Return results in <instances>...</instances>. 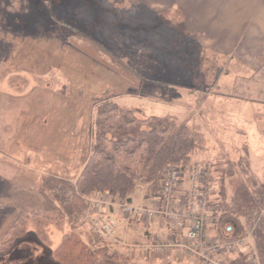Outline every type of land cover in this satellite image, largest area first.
<instances>
[{
	"label": "rangeland",
	"instance_id": "1",
	"mask_svg": "<svg viewBox=\"0 0 264 264\" xmlns=\"http://www.w3.org/2000/svg\"><path fill=\"white\" fill-rule=\"evenodd\" d=\"M177 8L171 0H0V86L15 74L28 85L23 97L0 99V264H53L50 255L57 254L54 251L69 233L78 234L90 248L115 247L122 256L120 264H174L152 262L140 249L169 233L160 216L122 227L115 210L109 216L115 224L110 238L88 239L80 232V216L87 218L82 228L92 235L105 215L93 220L89 208L79 212L72 198L78 176L75 170L73 175L60 171L72 166L79 133L80 160L87 156L96 136V110L103 103L186 125L199 104L197 98L219 87V76L226 75L225 83L232 86L235 73H252L261 85L264 48L256 52L243 42L254 36L264 40V0L248 6L232 1L219 25L214 21L217 13L196 17ZM219 38L236 42L235 48ZM254 55L263 58L251 64ZM46 109L53 122L66 123L64 135L60 128L47 130L36 124ZM79 117L81 130L70 128ZM200 126L189 124L192 131L208 136ZM61 139L65 154L60 159L54 154L59 153ZM199 156L192 161L201 164ZM21 164L40 169L46 164L50 177L37 176ZM243 169L247 186L226 193L224 202L234 203L239 196L237 203L243 207L235 213L239 225L233 236L251 233L264 264V154ZM143 193L139 183L126 204L143 208ZM97 260L103 263L106 258Z\"/></svg>",
	"mask_w": 264,
	"mask_h": 264
},
{
	"label": "crops",
	"instance_id": "2",
	"mask_svg": "<svg viewBox=\"0 0 264 264\" xmlns=\"http://www.w3.org/2000/svg\"><path fill=\"white\" fill-rule=\"evenodd\" d=\"M232 1H239L240 4L248 6V3H251L254 0H171V3H173V5L176 4V6L179 9L185 11V14L188 16L212 17L215 15V13H217L218 17L214 21L219 25L225 14H222V11ZM256 1L257 0H255V2ZM208 24L210 25V23ZM218 28H216L214 32H217V34L222 36L220 30H217ZM256 28L259 29L260 25L258 24ZM261 28H263V26ZM262 32H264V29H262ZM219 40L223 42L226 47L235 48L236 42H228L222 38H219ZM243 44L244 47H246V45H253V48L256 49V52H258L259 49L261 51L262 48H264V40L260 36H254L253 41L246 40L243 42ZM242 58L243 57H241V59ZM262 58V55H254L251 64L253 62H258V60ZM234 76L235 78L233 77V79L235 81L232 83V86H228L225 83V80L228 79L226 75L219 76V87L214 91H205L203 97H198L197 100H199V104L195 106L194 111L191 112V115H188L189 117L186 120V126L188 128L190 123L200 122V127L207 129L208 132V136H206L199 131L193 130V132L199 133L201 135L202 142L201 146L194 151L191 157L194 159V155L200 153L198 159L202 163L198 164L191 160V165L207 167L211 171H208L207 178L200 185V189H202V192L204 191L208 194L209 199L207 206L200 210V212L203 213L206 218L205 229L209 241L234 239L233 232L237 228V225H239L238 220L235 219L234 216L236 215L235 213L238 214L242 210L243 206H240L241 203H237L239 196L236 198L234 197V203H226V201L224 202V200L227 199L226 193L227 195L232 191L237 193L241 191L242 186H247L242 177L244 165L250 164L252 160L260 159L261 154H264V79L262 80V83H260L261 85H257V80L253 77L252 73L249 75L241 74V76L235 73ZM259 79L262 78L260 77ZM24 81L27 83V80H25V78L19 74H15V76L8 78L7 84H3L2 81L0 86V92L2 93H0V99L7 98V95H18L20 97L26 95L27 93L25 92L26 90L28 91V89H26L28 88V85L25 84ZM33 89L35 88L32 86L31 90ZM36 91H38V89ZM188 110L190 111V109ZM32 112L35 113V111ZM34 116L35 114H33V117ZM50 116L51 114L49 109H46L45 113L41 114L42 119H39V121L35 122L36 124L39 123V126H42L47 130L51 127L60 128L62 130V134L64 135L66 132L65 129L67 128L66 123L59 121L53 122L50 119ZM73 127H78L79 130H81L82 125L80 117L70 128ZM73 135L75 138V131ZM78 137V147L75 146L77 143L74 142V148H72L73 154L70 158V160H74L76 164L74 161H71L72 166L67 165V167H62L65 169L60 171V174L73 175L72 173L75 170V176H79L86 160L90 156L91 148L89 149L83 162L80 160L81 157L79 155L81 154L82 139L80 133L78 134ZM74 140L76 141V139ZM58 144L59 153L54 155L61 159V155L65 154L63 149L65 143L61 139ZM91 145L92 144L90 141V147ZM28 154L29 155H27L25 158L26 160L30 156V153ZM46 154H48V157L51 155V152H49L48 148H46ZM77 158H79V160H77ZM17 159L18 158L15 160ZM22 166L26 168L25 165ZM26 170L37 173V176L39 174L50 177L51 173L49 166L46 164L41 169L38 167H27ZM188 188L189 173H186L183 177H181V181L174 190V197L177 198V201L175 200L170 204L172 208H178L179 199L186 197ZM215 193L219 195L216 196ZM142 196L146 202V206H144L145 208L159 204L157 199L154 197L145 199L144 193ZM215 198L220 199L217 201L219 203L213 201ZM160 204L162 207L164 206L163 203L160 202ZM119 205L120 204L117 202L112 203L109 207L102 211V215H105L106 217L112 216L115 210L120 214L118 209ZM120 216L118 217L117 224L121 225L122 227L131 226L132 224H140L142 222L146 223L147 221V219H140L139 217H134L132 215L124 216L120 214ZM80 217H82L79 219L80 232L88 239H93L94 237L90 234V232H87L86 230L84 231V228H82L87 218L85 216ZM160 217L164 218L166 224L165 226L167 227L169 233L165 237L161 238L160 240H156L153 243L178 242L184 244L186 228L173 231L171 224H169V220L163 216ZM262 225H264V223H262ZM246 245L247 249H235L232 253L225 254L224 257L233 262V264H236L238 258L246 256L248 253H251V251H255L257 253L255 249L256 239L253 237V235L248 238ZM140 249L148 254L146 256H148V259H150L152 262L201 264V262L196 257L186 253L184 249L177 247L164 252L145 251V249L142 247ZM119 254L121 255V253Z\"/></svg>",
	"mask_w": 264,
	"mask_h": 264
},
{
	"label": "trees",
	"instance_id": "3",
	"mask_svg": "<svg viewBox=\"0 0 264 264\" xmlns=\"http://www.w3.org/2000/svg\"><path fill=\"white\" fill-rule=\"evenodd\" d=\"M95 130L90 156L72 194L79 212L87 209L86 199L101 195L124 204L139 183L144 186L145 199L154 197L165 170H188L202 140L184 124L158 116L141 117L137 110L121 109L110 102L97 108ZM55 252L49 258L53 264H120L122 259L113 247L90 248L75 233L65 234ZM98 257L106 260L102 263ZM236 264H245V256Z\"/></svg>",
	"mask_w": 264,
	"mask_h": 264
},
{
	"label": "built area",
	"instance_id": "4",
	"mask_svg": "<svg viewBox=\"0 0 264 264\" xmlns=\"http://www.w3.org/2000/svg\"><path fill=\"white\" fill-rule=\"evenodd\" d=\"M179 170L174 167L167 169L165 178L161 187V199L164 207L158 205L151 209H131L127 206L122 208V212L126 214L134 213L142 218H154L157 215H164L170 218L174 227H186L185 243H154L148 249L156 252H164L174 247L184 249L188 254L196 257L202 264H231L222 258V254L231 253L235 247L243 246V241L219 242L209 241L205 232L206 218L200 212L205 206L204 195L200 193L199 183L202 181L203 173L199 168H193L190 176V188L188 198L196 203H179L178 208L170 206L171 193L175 185L179 181ZM106 204L105 199L95 200L91 202V209L98 211L102 205ZM97 227V226H96ZM114 223L112 221L101 222L95 230L100 237H108L113 234ZM249 264H259V260L255 255L249 257Z\"/></svg>",
	"mask_w": 264,
	"mask_h": 264
}]
</instances>
